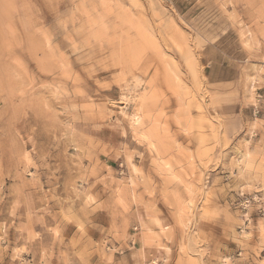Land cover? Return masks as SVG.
Here are the masks:
<instances>
[{"label":"rangeland","instance_id":"rangeland-1","mask_svg":"<svg viewBox=\"0 0 264 264\" xmlns=\"http://www.w3.org/2000/svg\"><path fill=\"white\" fill-rule=\"evenodd\" d=\"M264 264V0H0V264Z\"/></svg>","mask_w":264,"mask_h":264},{"label":"built area","instance_id":"built-area-1","mask_svg":"<svg viewBox=\"0 0 264 264\" xmlns=\"http://www.w3.org/2000/svg\"><path fill=\"white\" fill-rule=\"evenodd\" d=\"M227 264H231V263H229V262H226Z\"/></svg>","mask_w":264,"mask_h":264}]
</instances>
